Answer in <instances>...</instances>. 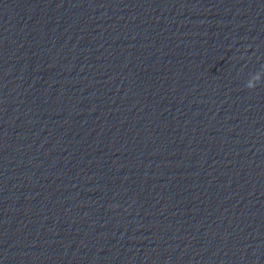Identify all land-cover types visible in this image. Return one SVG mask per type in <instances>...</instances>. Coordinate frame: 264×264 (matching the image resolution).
Masks as SVG:
<instances>
[{"label":"clouds","instance_id":"1","mask_svg":"<svg viewBox=\"0 0 264 264\" xmlns=\"http://www.w3.org/2000/svg\"><path fill=\"white\" fill-rule=\"evenodd\" d=\"M253 75L255 77V80L249 79L246 83V87L249 89H254L257 84L261 81L259 73H255Z\"/></svg>","mask_w":264,"mask_h":264}]
</instances>
